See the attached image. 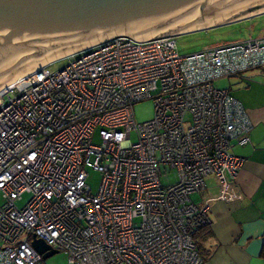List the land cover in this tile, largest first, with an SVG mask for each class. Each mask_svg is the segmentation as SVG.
Instances as JSON below:
<instances>
[{"label": "built area", "instance_id": "1", "mask_svg": "<svg viewBox=\"0 0 264 264\" xmlns=\"http://www.w3.org/2000/svg\"><path fill=\"white\" fill-rule=\"evenodd\" d=\"M177 38L118 37L0 95V264H45L34 236L69 264H204L195 237L214 202L239 199L234 147L253 129L214 82L264 67V37L185 55ZM148 100L155 117L138 123ZM210 179L219 196L199 207Z\"/></svg>", "mask_w": 264, "mask_h": 264}, {"label": "water", "instance_id": "2", "mask_svg": "<svg viewBox=\"0 0 264 264\" xmlns=\"http://www.w3.org/2000/svg\"><path fill=\"white\" fill-rule=\"evenodd\" d=\"M260 14L264 0H0V89L118 37H181ZM32 244L44 260L60 253Z\"/></svg>", "mask_w": 264, "mask_h": 264}, {"label": "crops", "instance_id": "3", "mask_svg": "<svg viewBox=\"0 0 264 264\" xmlns=\"http://www.w3.org/2000/svg\"><path fill=\"white\" fill-rule=\"evenodd\" d=\"M262 17L264 14L235 24ZM234 77L241 81L235 83L238 89L233 96L243 104L253 123L251 144L236 143L234 147L235 154L244 160L235 180L239 199L219 200L211 206L212 224L202 234L204 264H264V67ZM214 182L215 187L203 191L204 197L196 205L203 207L208 199L219 196V186Z\"/></svg>", "mask_w": 264, "mask_h": 264}, {"label": "rangeland", "instance_id": "4", "mask_svg": "<svg viewBox=\"0 0 264 264\" xmlns=\"http://www.w3.org/2000/svg\"><path fill=\"white\" fill-rule=\"evenodd\" d=\"M264 37V17L256 21H247L239 24H232L220 28L198 31L185 34L177 38V48L180 54L185 55L189 53L201 52L206 49H211L224 44L245 42L253 39ZM71 59H65L56 62L53 67L61 70L69 65ZM239 78L230 77L216 80L214 87L219 90H228L233 96L234 90L238 89L236 82H240ZM136 120L138 123H144L152 120L155 117V104L153 100L144 101L135 105L134 108ZM89 174L88 185L93 189L94 193H97L101 183L100 173L88 169ZM171 181L176 182L177 173L171 172ZM163 183L168 184V180L163 178ZM209 187H215L214 180H209ZM203 192L194 193L191 195V199L196 204H199L203 199ZM32 199V195L25 193L22 195L17 205L20 209H23L29 201ZM5 204L2 194L0 193V206ZM2 243L0 242V246ZM47 264H68V257L64 253H59L46 260Z\"/></svg>", "mask_w": 264, "mask_h": 264}, {"label": "trees", "instance_id": "5", "mask_svg": "<svg viewBox=\"0 0 264 264\" xmlns=\"http://www.w3.org/2000/svg\"><path fill=\"white\" fill-rule=\"evenodd\" d=\"M225 45V44H224ZM242 74V73H241ZM237 76V75H236ZM234 77V76H233ZM232 96V95H231ZM232 97H234V96H232ZM235 98V97H234ZM193 201V200H192ZM194 203V202H193ZM195 204V203H194ZM208 227H206V228H204V229H202V230H200L198 233H197V235H196V237H195V241H196V245H197V248H198V250H199V253H200V255L202 256V258H203V260L205 261V259H204V257H203V254H202V252H201V245H203V239H202V234L203 233H205V232H207V229ZM199 238H201V243H199ZM262 257H263V259H264V249H263V253H262ZM45 264H46V261H45Z\"/></svg>", "mask_w": 264, "mask_h": 264}, {"label": "bare ground", "instance_id": "6", "mask_svg": "<svg viewBox=\"0 0 264 264\" xmlns=\"http://www.w3.org/2000/svg\"><path fill=\"white\" fill-rule=\"evenodd\" d=\"M76 54H77V53H76ZM71 56H72V55H71ZM69 57H70V56H69ZM67 58H68V57L63 58V59H60V60H57V61H55V62H59V61H62V60H64V59H67ZM55 62H52V63H55ZM52 63H50V64H52ZM36 72H37V71H36ZM34 73H35V72H34ZM32 74H33V73H32ZM32 74H30L29 76H31ZM29 76H27V77H29ZM27 77L21 79L22 76H20L19 79L17 80V82H15V83H10L9 85L4 86L3 88L0 89V95H2L5 91H7V90H9V89L15 87L16 85H18L20 82H22V81H23L24 79H26ZM20 79H21V80H20Z\"/></svg>", "mask_w": 264, "mask_h": 264}]
</instances>
